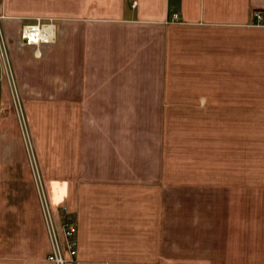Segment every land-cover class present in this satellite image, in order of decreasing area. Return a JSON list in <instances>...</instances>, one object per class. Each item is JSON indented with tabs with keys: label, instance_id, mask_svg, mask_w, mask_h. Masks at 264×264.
Returning a JSON list of instances; mask_svg holds the SVG:
<instances>
[{
	"label": "crops",
	"instance_id": "obj_1",
	"mask_svg": "<svg viewBox=\"0 0 264 264\" xmlns=\"http://www.w3.org/2000/svg\"><path fill=\"white\" fill-rule=\"evenodd\" d=\"M255 12L264 0H0L37 175L58 222L76 226L74 264H264ZM36 18L56 19L53 42L24 40ZM209 143L214 187L177 179L205 167ZM26 150L0 57V264H54ZM208 189L215 208L177 237L176 198Z\"/></svg>",
	"mask_w": 264,
	"mask_h": 264
},
{
	"label": "rangeland",
	"instance_id": "obj_2",
	"mask_svg": "<svg viewBox=\"0 0 264 264\" xmlns=\"http://www.w3.org/2000/svg\"><path fill=\"white\" fill-rule=\"evenodd\" d=\"M56 19L55 18H36L35 22L33 23H27L24 24L22 27V33H23V28L25 25L31 24L33 26H38L41 27L43 24H47V25H51L53 27V31L55 30V25H56ZM0 31H1V36L3 38V40H1L4 44V46H2L3 51H6V53L8 52V46H7V42L5 39V35L4 32L1 28V24H0ZM40 33L38 32L37 35H39ZM39 37V36H38ZM37 38L35 37L32 42H37L36 41ZM55 40V38H54ZM44 42V41H43ZM5 56H7L6 61H8L9 65L7 64L6 69H4V74L6 76V78L9 80L10 83V91H11V97H12V106L13 109L15 111V115H16V119L17 122L19 124L20 130H21V134H22V138H23V142L24 145L26 147V153L29 159V162L33 163V172H35V178H36V186H37V190H38V194H39V201H40V205L43 211V215H44V219H45V224H46V228H47V234H48V251H47V255L48 253L51 251V246H52V242L51 239L53 238L51 235V229L53 228L55 231V236L56 239L61 241V244L63 243V238H64V227H63V222L67 219V220H72V218H69L70 216H66V218L60 222H58L59 220L56 219L55 215L52 212L50 203H49V199L47 198V196H45V193L43 191V184L41 183L37 172H36V167H35V159H34V155L32 152V135L30 136L31 130H30V126L28 123V120L26 118V113H25V104L21 101V96L19 94L18 88L15 84V81L12 77V66L11 63L9 62V56L8 54ZM209 122H212L211 120ZM215 127V126H214ZM212 127V128H214ZM257 128V142H262V139L260 140L259 137H262L261 134H259V128ZM209 137H215V132L214 131H209ZM212 134V135H211ZM263 138V137H262ZM209 142V140H208ZM214 144L209 143L206 147L203 148V150H206L204 153L208 154V157L203 158L202 161L205 160L204 164L205 167L200 168V170L194 169V168H186V167H178L176 168V178L177 179H182V180H195L196 183H207L209 187H214L215 182L218 179L217 176V171H216V160H215V154H214ZM262 151L258 150L256 155L258 158V161L256 163V170L254 171L255 174V178L254 180H256V182H260L257 184H262L263 181V174H264V166L263 164V153H261ZM260 153V154H259ZM249 169V168H248ZM247 169V170H248ZM246 170V171H247ZM198 172V173H195ZM248 173L250 176H253V172L249 169ZM253 177H251L250 179H252ZM264 185V184H263ZM206 194H201L200 198H195V195H192V199H181V198H176L175 204L177 203V205L181 206H186V208H188L187 213L186 214H182L183 216H180L178 214V210H177V214H174V218H175V224H176V236L177 237H181L180 234L182 235V237L184 236L183 232L181 231L180 226L181 225H188L191 226V230L194 228H198L199 222L197 221V219L195 218L194 213L192 214V211H196V208H208V209H214L216 206V201H215V190H206L205 191ZM182 193V192H179ZM177 207V206H176ZM65 209V208H64ZM170 215L172 216L173 213L170 211ZM213 218V216H210L209 214V220L210 218ZM191 221V222H190ZM190 222V224H188ZM198 230V229H197ZM209 231V230H208ZM197 232V231H196ZM180 233V234H179ZM187 234V232H186ZM194 230L192 231V236H194ZM47 255H46V259H47ZM48 260V259H47ZM49 261V260H48ZM55 264V263H54Z\"/></svg>",
	"mask_w": 264,
	"mask_h": 264
},
{
	"label": "built area",
	"instance_id": "obj_3",
	"mask_svg": "<svg viewBox=\"0 0 264 264\" xmlns=\"http://www.w3.org/2000/svg\"><path fill=\"white\" fill-rule=\"evenodd\" d=\"M136 1L132 2V5H135ZM178 18L177 14H173L172 20H176ZM255 21L258 24H264V13L262 12H255L254 13ZM50 25L43 24L41 27L38 28V26H33L31 24L25 25L23 28V38L26 41H32L35 37L37 38L36 41L41 42H53L54 41V31L53 27ZM51 28L52 30H49ZM39 32V35H36V33ZM39 36V37H38ZM3 40L1 36L0 31V57L1 61L3 63L4 69H6L7 64L9 65L8 61H6L5 54L7 55L6 51H3L2 46H4ZM64 227V240L61 244V241L56 239L55 231L52 228L51 229V235H52V248L51 251L47 255V259L55 264H74L75 263V257H76V226L73 220H65L63 222Z\"/></svg>",
	"mask_w": 264,
	"mask_h": 264
},
{
	"label": "bare ground",
	"instance_id": "obj_4",
	"mask_svg": "<svg viewBox=\"0 0 264 264\" xmlns=\"http://www.w3.org/2000/svg\"><path fill=\"white\" fill-rule=\"evenodd\" d=\"M52 28V27H51ZM51 28H49V30H52ZM53 31V30H52ZM38 34V32L36 33V35Z\"/></svg>",
	"mask_w": 264,
	"mask_h": 264
}]
</instances>
